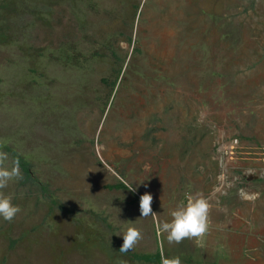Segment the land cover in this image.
<instances>
[{"label": "rangeland", "instance_id": "1", "mask_svg": "<svg viewBox=\"0 0 264 264\" xmlns=\"http://www.w3.org/2000/svg\"><path fill=\"white\" fill-rule=\"evenodd\" d=\"M0 140L33 176L0 264H264V0H0ZM197 192L209 232L168 243Z\"/></svg>", "mask_w": 264, "mask_h": 264}, {"label": "clouds", "instance_id": "2", "mask_svg": "<svg viewBox=\"0 0 264 264\" xmlns=\"http://www.w3.org/2000/svg\"><path fill=\"white\" fill-rule=\"evenodd\" d=\"M6 146L0 140V217L11 222L21 212L19 205L13 203V196L6 194V189L11 181L22 179L19 160H13L9 166V154L3 150ZM130 190H134L130 188ZM243 192V190H241ZM153 195L145 193L140 197V212L143 218L156 216L153 212ZM212 211L211 199L203 193L197 192L186 197V202H181L171 211L170 221L156 223V231L160 235L166 234L170 244H179L185 239L199 240L210 230ZM123 235V244L119 251L126 253L134 249L143 239L142 230L134 224L127 227ZM161 264H182L180 256L166 257L161 254Z\"/></svg>", "mask_w": 264, "mask_h": 264}, {"label": "trees", "instance_id": "3", "mask_svg": "<svg viewBox=\"0 0 264 264\" xmlns=\"http://www.w3.org/2000/svg\"><path fill=\"white\" fill-rule=\"evenodd\" d=\"M18 160H20V158ZM20 165H21V169L25 173V176H26L25 178L27 180H31L32 181L33 180V176H32V172H31L28 164L27 163H22ZM133 259H135L137 261H145V262H148V263H151V262L155 263V262H157V263L161 264V254H157L155 256L134 255Z\"/></svg>", "mask_w": 264, "mask_h": 264}]
</instances>
